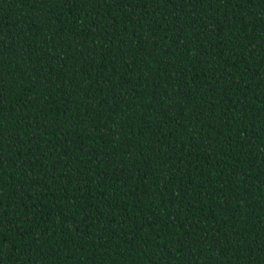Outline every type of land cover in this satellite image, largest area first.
I'll list each match as a JSON object with an SVG mask.
<instances>
[{
  "label": "trees",
  "instance_id": "obj_1",
  "mask_svg": "<svg viewBox=\"0 0 264 264\" xmlns=\"http://www.w3.org/2000/svg\"><path fill=\"white\" fill-rule=\"evenodd\" d=\"M0 264H264V0H0Z\"/></svg>",
  "mask_w": 264,
  "mask_h": 264
}]
</instances>
